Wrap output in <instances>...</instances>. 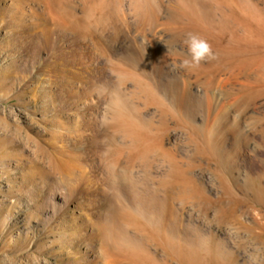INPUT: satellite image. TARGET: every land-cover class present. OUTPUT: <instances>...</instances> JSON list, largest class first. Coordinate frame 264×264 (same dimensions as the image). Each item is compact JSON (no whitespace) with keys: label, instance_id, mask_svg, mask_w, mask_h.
<instances>
[{"label":"rangeland","instance_id":"rangeland-1","mask_svg":"<svg viewBox=\"0 0 264 264\" xmlns=\"http://www.w3.org/2000/svg\"><path fill=\"white\" fill-rule=\"evenodd\" d=\"M64 2L0 0V264H264V0Z\"/></svg>","mask_w":264,"mask_h":264},{"label":"bare ground","instance_id":"bare-ground-1","mask_svg":"<svg viewBox=\"0 0 264 264\" xmlns=\"http://www.w3.org/2000/svg\"><path fill=\"white\" fill-rule=\"evenodd\" d=\"M66 2H64V0H47V5H48V7L52 10V12L54 13V15L56 14H58V17H60L61 18V20L65 23V24H69L70 23V17L71 16H73L71 13H69V11L68 10H66L67 8L66 7H64V4H65ZM70 4H72V2L70 3ZM116 4V3H115ZM135 4V3H134ZM137 4V3H136ZM46 5V4H45ZM152 5V4H151ZM112 6H114V5H112ZM67 7H69V6H67ZM48 8V9H49ZM140 8V7H139ZM144 8V7H143ZM148 8V7H147ZM158 9V8H157ZM90 11V10H89ZM51 12V11H50ZM149 13H150V11H149ZM73 21V20H72ZM88 22V21H87ZM78 27V26H77ZM80 27H81V25H80ZM66 28V27H65ZM81 30V29H80ZM87 31V30H86ZM261 33V32H260ZM87 35V34H86ZM257 36H259V35H257ZM249 40V39H248ZM260 41V40H259ZM250 42V41H249ZM249 50V49H248ZM240 51V50H239ZM220 55H221V53H220ZM264 55V54H263ZM250 56V55H249ZM231 62V61H230ZM247 63V62H246ZM211 64H213V63H211ZM215 64H218V62H215ZM225 65V64H224ZM218 66V65H217ZM248 67V66H247ZM261 71V70H260ZM215 81V80H214ZM183 100V99H182ZM124 121V120H123ZM264 130V129H263ZM60 147V146H59ZM61 152H62V149H61ZM61 155H63V152H62V154ZM64 155H66V153L64 154ZM68 156V155H67ZM64 157V156H63ZM66 157V156H65ZM71 158V157H70ZM77 159H79L78 157H76ZM77 159H74V160H71V159H66V158H61V157H57V159L56 160H54V163H53V165H51V168L53 169V171H56V172H58L59 174H61L62 176H65V177H79L81 174H77V172L80 170L81 171V165H82V163L80 164L78 161H77ZM260 181H261V178H260ZM71 194V193H70ZM259 194V193H258ZM72 195V194H71ZM148 199V198H147ZM80 200V199H79ZM77 204V206H76V208H78V209H84V204L82 203V202H76ZM90 206V205H89ZM86 207V206H85ZM133 209V208H132ZM84 210H86V208L84 209ZM120 210V209H119ZM82 211V210H81ZM87 213V212H86ZM259 214V216H260V220L258 221L263 227L262 228H264V215H260L261 213H258ZM87 215V214H86ZM123 220H124V218H122ZM138 219V218H137ZM91 220V219H90ZM95 220V219H94ZM125 220H127V219H125ZM261 221V222H260ZM262 221H263V223H262ZM92 222V221H91ZM75 224V223H74ZM99 224V223H98ZM94 225V224H93ZM96 225V224H95ZM94 225V226H95ZM151 225V224H150ZM85 226V225H84ZM83 227V226H82ZM86 227V226H85ZM143 227V226H142ZM84 228V227H83ZM85 229V228H84ZM144 229V228H143ZM99 232L98 233H96L97 235L98 234H100V236H101V242H100V250H102L101 252H102V254H108L109 253V248H110V250H112L113 252H114V250L113 249H111V248H113V247H108L109 245H107L106 244V240L105 239H103V237L106 235L105 233H106V228L104 227V225L101 223L99 226H98V229H97ZM72 231V230H71ZM145 231V230H144ZM62 232H65V231H62ZM75 232V233H74ZM74 232H68L67 234H64L63 235V238L62 239H60V242H61V245H63V246H71V245H73L75 242H77V241H80L81 239H83V237H82V233L81 232H78V231H75L74 230ZM260 233V232H259ZM258 233V234H259ZM254 234V233H253ZM257 234V235H258ZM256 235V234H255ZM260 235V237H258V239L259 240H261L262 241V243L264 244V230H262V234H259ZM258 235V236H259ZM65 236V237H64ZM93 237H94V235H92ZM96 236V235H95ZM89 238V237H88ZM91 238V237H90ZM117 238V237H116ZM257 238V237H256ZM89 240V239H88ZM96 241V240H95ZM98 241V240H97ZM85 242V241H84ZM86 243H87V241H86ZM97 243H99V241L97 242ZM108 243V242H107ZM82 244H85V243H82ZM88 244V243H87ZM112 244V243H111ZM86 245V244H85ZM127 245V244H126ZM138 247V246H137ZM141 248V247H140ZM142 249V248H141ZM140 249V250H141ZM130 250V249H129ZM132 250V249H131ZM134 250V249H133ZM146 250V249H145ZM209 250V249H208ZM62 251V250H61ZM206 251V250H205ZM205 251H203V252H205ZM100 252V253H101ZM104 252V253H103ZM135 252L136 251H134V254H135ZM202 252V253H203ZM211 252V251H210ZM110 253H111V251H110ZM132 253L133 252H131V255H132ZM198 254V253H197ZM80 255V254H79ZM112 255V254H111ZM114 255H116L117 256V253L116 252H114ZM113 255V256H114ZM120 255H122V254H120ZM104 257L106 256V255H103ZM115 256V257H116ZM119 256V255H118ZM135 256H138L137 254L135 255ZM213 256V255H212ZM216 256V255H215ZM73 257V256H72ZM120 257V256H119ZM124 257H125V255H124ZM127 257H128V255H127ZM130 257V256H129ZM128 257V258H129ZM184 257H186V256H184ZM108 258H110V257H108ZM116 258H118V257H116ZM121 259H122V257H120ZM119 258V259H120ZM127 258V259H128ZM139 258V257H138ZM138 258H136V259H138ZM169 258V257H168ZM120 259V260H121ZM135 259V258H134ZM133 259V260H134ZM191 259V258H190ZM198 259V258H197ZM222 259V258H221ZM110 260L112 261H118V259H111L110 258ZM109 260V261H110ZM129 260V259H128ZM166 260V259H165ZM132 262V260L130 261V263ZM135 262V261H134ZM142 262V261H141ZM183 262V261H182ZM181 262V263H182ZM76 263V262H75ZM78 263V262H77ZM80 263V262H79ZM145 264H146V262H144ZM109 264V263H108ZM113 264V263H112ZM131 264H133V262L131 263ZM150 264V263H149ZM165 264V263H164ZM198 264V263H197ZM230 264V263H229Z\"/></svg>","mask_w":264,"mask_h":264},{"label":"clouds","instance_id":"clouds-1","mask_svg":"<svg viewBox=\"0 0 264 264\" xmlns=\"http://www.w3.org/2000/svg\"><path fill=\"white\" fill-rule=\"evenodd\" d=\"M184 43L187 47V58L181 62V67H197L202 62H211L218 59L208 40L196 33H187Z\"/></svg>","mask_w":264,"mask_h":264}]
</instances>
